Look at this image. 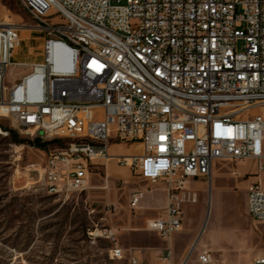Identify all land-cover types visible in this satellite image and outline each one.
Segmentation results:
<instances>
[{
	"label": "built area",
	"instance_id": "2783aa9c",
	"mask_svg": "<svg viewBox=\"0 0 264 264\" xmlns=\"http://www.w3.org/2000/svg\"><path fill=\"white\" fill-rule=\"evenodd\" d=\"M21 1L44 33V59L7 84L22 37L0 4V136L48 143L41 176L54 192L86 189L91 166L112 160L163 181L165 214L148 229L168 242L171 264L183 207L198 202L194 179L210 180L218 160H250L264 173V113L251 112L264 109V0ZM123 145L132 152L111 153ZM145 194H131L132 209ZM247 211L264 223L260 179ZM199 262L214 259L203 251Z\"/></svg>",
	"mask_w": 264,
	"mask_h": 264
},
{
	"label": "rangeland",
	"instance_id": "374dc122",
	"mask_svg": "<svg viewBox=\"0 0 264 264\" xmlns=\"http://www.w3.org/2000/svg\"><path fill=\"white\" fill-rule=\"evenodd\" d=\"M0 4L2 16L21 27L22 43L7 71L12 85L43 62L44 33L21 0ZM131 152L127 145L111 149L112 154ZM45 160L43 149L0 136V264H130L131 256L140 264H168V242L148 229V219L164 209V193L153 192L164 188L163 181L151 183L112 160L91 166L86 189L54 192L41 176ZM259 177L264 186V173L253 161L218 160L210 180L194 179L198 202L183 207V229L170 241L171 264H202L203 251L212 254L214 264H251L264 255V223L254 221L246 205L248 187ZM136 189L146 194L135 210L130 197ZM115 246L124 250L123 258L110 257Z\"/></svg>",
	"mask_w": 264,
	"mask_h": 264
},
{
	"label": "trees",
	"instance_id": "16d2710c",
	"mask_svg": "<svg viewBox=\"0 0 264 264\" xmlns=\"http://www.w3.org/2000/svg\"><path fill=\"white\" fill-rule=\"evenodd\" d=\"M10 139L13 142L17 143H25L28 142L30 145H33L34 147H39L41 149H44L47 146V142H41L38 138H35L33 140H25V139H20L18 134L14 131H12Z\"/></svg>",
	"mask_w": 264,
	"mask_h": 264
},
{
	"label": "crops",
	"instance_id": "0c3cea01",
	"mask_svg": "<svg viewBox=\"0 0 264 264\" xmlns=\"http://www.w3.org/2000/svg\"><path fill=\"white\" fill-rule=\"evenodd\" d=\"M113 148V147H112ZM111 148V149H112ZM262 177H259L258 179H261ZM192 183H195L194 181H192ZM191 183V184H192ZM156 191H161V192H163L164 193V204L160 207V209H162V208H164L163 209V212H161L159 215H155V216H152V217H150L149 219H148V221L149 220H151V219H156V218H159V217H161V216H163L164 214H165V209H166V204H167V193H166V191H165V189L163 188V189H158V190H155V191H153V192H156ZM151 192V191H150ZM217 203H218V205L220 206V205H222L221 203V200H220V195L218 194L217 195ZM246 205H247V199H246ZM152 215H154V214H152ZM183 226H184V217H183ZM183 229V228H182ZM205 230V229H204ZM204 232V231H203Z\"/></svg>",
	"mask_w": 264,
	"mask_h": 264
},
{
	"label": "water",
	"instance_id": "95a60500",
	"mask_svg": "<svg viewBox=\"0 0 264 264\" xmlns=\"http://www.w3.org/2000/svg\"><path fill=\"white\" fill-rule=\"evenodd\" d=\"M186 262V261H185ZM185 262H184V264H185Z\"/></svg>",
	"mask_w": 264,
	"mask_h": 264
}]
</instances>
